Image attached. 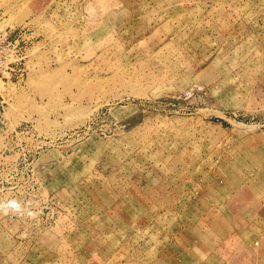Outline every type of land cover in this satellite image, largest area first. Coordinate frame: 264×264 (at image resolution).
Segmentation results:
<instances>
[{
	"label": "rangeland",
	"instance_id": "374dc122",
	"mask_svg": "<svg viewBox=\"0 0 264 264\" xmlns=\"http://www.w3.org/2000/svg\"><path fill=\"white\" fill-rule=\"evenodd\" d=\"M0 23L26 45L0 80V264L262 252L264 0H0Z\"/></svg>",
	"mask_w": 264,
	"mask_h": 264
},
{
	"label": "built area",
	"instance_id": "2783aa9c",
	"mask_svg": "<svg viewBox=\"0 0 264 264\" xmlns=\"http://www.w3.org/2000/svg\"><path fill=\"white\" fill-rule=\"evenodd\" d=\"M9 25L0 23V80L3 82L14 74H22V61L25 57L26 45L22 36V28L16 30ZM1 95V92H0Z\"/></svg>",
	"mask_w": 264,
	"mask_h": 264
},
{
	"label": "crops",
	"instance_id": "0c3cea01",
	"mask_svg": "<svg viewBox=\"0 0 264 264\" xmlns=\"http://www.w3.org/2000/svg\"><path fill=\"white\" fill-rule=\"evenodd\" d=\"M241 228L239 227L238 224H234V227L231 230V233H233V240H234V245H233V240H232V246H234V255L239 254L238 249H247L248 247L245 245V242L242 240V237L238 234L240 232ZM263 249L262 252L255 253L254 255L248 256V259L245 260L246 263H252L255 264V262L260 264H264V242H263ZM238 261L237 259H234V263Z\"/></svg>",
	"mask_w": 264,
	"mask_h": 264
},
{
	"label": "bare ground",
	"instance_id": "6f19581e",
	"mask_svg": "<svg viewBox=\"0 0 264 264\" xmlns=\"http://www.w3.org/2000/svg\"><path fill=\"white\" fill-rule=\"evenodd\" d=\"M0 84H2V82L0 81Z\"/></svg>",
	"mask_w": 264,
	"mask_h": 264
}]
</instances>
